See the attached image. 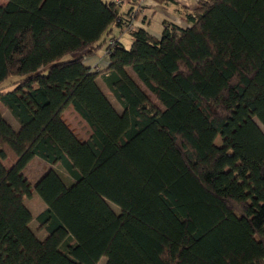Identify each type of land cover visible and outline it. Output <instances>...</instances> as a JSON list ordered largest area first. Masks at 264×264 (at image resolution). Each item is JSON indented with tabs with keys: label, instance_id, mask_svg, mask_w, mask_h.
<instances>
[{
	"label": "trees",
	"instance_id": "obj_1",
	"mask_svg": "<svg viewBox=\"0 0 264 264\" xmlns=\"http://www.w3.org/2000/svg\"><path fill=\"white\" fill-rule=\"evenodd\" d=\"M181 11L188 25L156 36L115 1L0 3V102L18 123L0 111V264H264V0ZM113 26L129 45L107 43ZM33 157L51 166L31 184Z\"/></svg>",
	"mask_w": 264,
	"mask_h": 264
},
{
	"label": "crops",
	"instance_id": "obj_2",
	"mask_svg": "<svg viewBox=\"0 0 264 264\" xmlns=\"http://www.w3.org/2000/svg\"><path fill=\"white\" fill-rule=\"evenodd\" d=\"M107 1L117 2V10L125 18L128 16L129 11L133 12V16L130 21L132 29L143 28L149 33L158 36L162 31V22L164 20L173 22L180 26H187L188 24L186 23L181 10L182 8H194L197 5L198 0H143L138 9H136V0ZM112 36L123 42L125 46L129 45L131 42L130 30L113 26L112 32L107 37V40ZM104 47L105 45H103L95 55L84 58V63L90 69L101 70L107 66V58L104 54Z\"/></svg>",
	"mask_w": 264,
	"mask_h": 264
},
{
	"label": "rangeland",
	"instance_id": "obj_3",
	"mask_svg": "<svg viewBox=\"0 0 264 264\" xmlns=\"http://www.w3.org/2000/svg\"><path fill=\"white\" fill-rule=\"evenodd\" d=\"M5 0H0V3H3ZM105 49V48H104ZM15 79V77H10L7 81H4L1 86H3L4 89L10 87V83ZM100 87L103 88L105 91L106 95H108L109 99L112 101V103L117 107L118 110H120V106L113 97V95L109 92L107 87L99 80ZM151 97H153L151 95ZM0 111L4 118L11 123V125L17 129L18 128V123L15 121V119L12 117L8 109L0 102ZM62 116L65 119L67 123H69L70 127L73 128L75 133L77 134L78 137L81 139H85L90 132V129L88 125L85 123L84 120H82L76 113L75 111L68 106L65 108L62 112ZM215 143H219L221 141V138L217 136L215 138ZM6 164L10 163V159H4L3 160ZM51 165L44 160L40 159L39 157H33L24 167L23 172L26 175V177L29 179L30 183L33 184L38 177L43 173L45 169L50 167ZM57 167L58 172L62 175V177L65 180H70L68 174L58 165H55ZM24 201L27 205V207L31 210L33 216H35L40 210H42L45 206V203L42 201V199L38 196V194L32 190V194L29 197H25ZM113 208L116 210L117 208L113 206ZM30 226L35 232L36 236L39 239H43L46 236V231L45 229L39 228L38 223L36 220L33 218L32 221L30 222ZM105 261V258L102 257L100 258L98 264H103Z\"/></svg>",
	"mask_w": 264,
	"mask_h": 264
},
{
	"label": "built area",
	"instance_id": "obj_4",
	"mask_svg": "<svg viewBox=\"0 0 264 264\" xmlns=\"http://www.w3.org/2000/svg\"><path fill=\"white\" fill-rule=\"evenodd\" d=\"M142 1L143 0H136V2H137V8L136 9H138V7L142 3ZM132 16H133V12H132ZM125 28H132V24L128 23ZM113 42H114V39H111V38H109L108 41H107L108 44H112ZM107 51H108L107 48H105L104 49V54H106Z\"/></svg>",
	"mask_w": 264,
	"mask_h": 264
}]
</instances>
